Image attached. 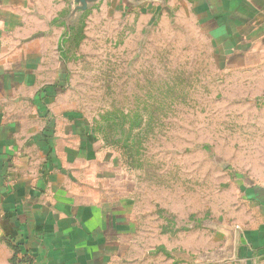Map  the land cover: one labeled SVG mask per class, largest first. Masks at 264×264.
Listing matches in <instances>:
<instances>
[{
	"label": "crops",
	"instance_id": "obj_1",
	"mask_svg": "<svg viewBox=\"0 0 264 264\" xmlns=\"http://www.w3.org/2000/svg\"><path fill=\"white\" fill-rule=\"evenodd\" d=\"M97 1L100 9L89 12L96 21L116 12L158 28L190 20L218 52V81L232 76L244 100L264 96V0L88 5ZM79 6V0H0V264H222L207 255L224 248L225 236L177 228L171 219L188 217L186 206L166 199L160 185L146 184L108 150L64 89V40ZM255 109V142L238 157L248 156L249 183H238L232 219L218 215L237 225L227 264H264V108Z\"/></svg>",
	"mask_w": 264,
	"mask_h": 264
},
{
	"label": "rangeland",
	"instance_id": "obj_2",
	"mask_svg": "<svg viewBox=\"0 0 264 264\" xmlns=\"http://www.w3.org/2000/svg\"><path fill=\"white\" fill-rule=\"evenodd\" d=\"M100 6L97 1L81 8L71 23L64 40V89L108 150L146 184L160 185L166 199L174 196L177 206H186L188 217L171 219L177 228L220 231L227 242L225 231L237 225L218 215L232 219L227 213L238 183H249L248 156L238 157L255 142V106L264 108V96L256 103L244 100L232 76L218 81V52L190 20L158 28L116 12L112 20L96 21L89 12Z\"/></svg>",
	"mask_w": 264,
	"mask_h": 264
},
{
	"label": "water",
	"instance_id": "obj_3",
	"mask_svg": "<svg viewBox=\"0 0 264 264\" xmlns=\"http://www.w3.org/2000/svg\"><path fill=\"white\" fill-rule=\"evenodd\" d=\"M91 0H79L80 6L77 8V11H80L81 8L84 10L87 9L88 2ZM146 0H136V3H141ZM236 231L232 228H229L225 231V234L227 236V242L224 246V248H221L219 250H216L210 258L211 260L215 261H223L225 259H233L234 258V238H235Z\"/></svg>",
	"mask_w": 264,
	"mask_h": 264
},
{
	"label": "trees",
	"instance_id": "obj_4",
	"mask_svg": "<svg viewBox=\"0 0 264 264\" xmlns=\"http://www.w3.org/2000/svg\"><path fill=\"white\" fill-rule=\"evenodd\" d=\"M82 32V30H81V27L79 28V30H78V33H77V35H79V33H81ZM76 39V38H75ZM15 264H23L24 262L23 261H17V260H15V262H14Z\"/></svg>",
	"mask_w": 264,
	"mask_h": 264
},
{
	"label": "built area",
	"instance_id": "obj_5",
	"mask_svg": "<svg viewBox=\"0 0 264 264\" xmlns=\"http://www.w3.org/2000/svg\"><path fill=\"white\" fill-rule=\"evenodd\" d=\"M23 264H28V263H25V262H24Z\"/></svg>",
	"mask_w": 264,
	"mask_h": 264
}]
</instances>
